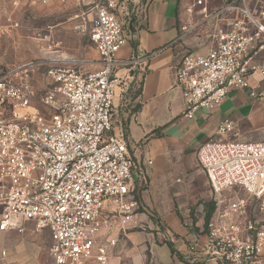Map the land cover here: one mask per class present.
Masks as SVG:
<instances>
[{"label":"built area","instance_id":"1","mask_svg":"<svg viewBox=\"0 0 264 264\" xmlns=\"http://www.w3.org/2000/svg\"><path fill=\"white\" fill-rule=\"evenodd\" d=\"M144 1L83 0L98 70L82 73L51 61L0 73V233H22L26 224L36 233L48 230L50 264H105L118 243L115 231L126 234L145 210L146 166L113 122L122 83L117 70L139 67L144 76L156 54L117 59ZM210 1L194 0L187 11L199 8L208 19ZM219 1L224 6L216 17L228 12L241 18L211 36L207 54H187L176 69L187 119L218 108L233 92L246 91L264 105V11L256 18L240 7L246 0ZM44 66L45 84L39 85L35 76ZM233 131V123L224 121L218 138L200 147L199 164L216 196L237 186L261 200L264 137L255 143L227 139ZM247 212L243 199L218 206L205 242L190 251L217 264H264V222Z\"/></svg>","mask_w":264,"mask_h":264},{"label":"crops","instance_id":"2","mask_svg":"<svg viewBox=\"0 0 264 264\" xmlns=\"http://www.w3.org/2000/svg\"><path fill=\"white\" fill-rule=\"evenodd\" d=\"M222 3L211 0L210 11ZM193 4L194 0H145L135 18L134 32L117 55L119 61H129L141 54L156 53L144 76L139 67H120L117 70L122 83L117 89L113 122L114 128L125 134L136 160L146 166L149 187L144 195V205L156 207L170 238H165L163 233L137 232L136 229L146 220L145 214L141 213L142 217L135 219L126 234L122 235L124 239L118 241L105 264H217L190 251L191 245H202L206 240L207 215L188 224L159 204L169 196V191L186 195L188 186L194 191L192 186L197 181V174L204 176L207 191L209 187L211 190L207 193L208 198L212 199L215 194L198 161L200 147L210 139L218 138L221 124L236 112L252 105H264L251 100L246 91L233 92L220 107L212 111L200 110L193 119L184 117L185 98L182 89L176 86V69L185 55L208 53L212 45L211 36L218 33L219 24L216 23L211 30L207 28L212 27L214 20L220 22L214 12H210L205 19L199 8L190 15L187 10ZM185 27L187 31L183 30ZM242 119L241 116L235 117L236 130L227 139L240 140L237 127ZM263 137L264 129L259 140ZM157 186L163 199L158 203L153 200L151 191ZM210 205L212 208L215 202ZM147 225L151 232L155 230L152 221H148ZM0 244L5 249L0 257L7 264L51 262L50 232L36 233L32 224H26L22 233H0ZM86 264L98 263L89 261Z\"/></svg>","mask_w":264,"mask_h":264},{"label":"rangeland","instance_id":"3","mask_svg":"<svg viewBox=\"0 0 264 264\" xmlns=\"http://www.w3.org/2000/svg\"><path fill=\"white\" fill-rule=\"evenodd\" d=\"M222 5L224 6V2L214 6L210 12L216 14V9H220ZM239 5L240 7H248L256 18L264 11V0H246L245 4L240 2ZM88 17L83 0H0V73L13 67L25 66L35 62H45L49 65L51 61L59 62L58 67L75 68L82 73L98 70L100 58L91 40V23ZM240 18V16L226 12L220 15L219 23L217 22L219 20H214L212 27L207 29L211 30L217 23L219 24V31H228L234 19ZM261 22L264 25V18ZM47 69L46 66L40 68L35 76L39 85L45 84L44 74ZM252 106L236 112L229 119V121L234 122L235 117L241 116L243 118L237 127L238 133H240V140H236L238 142L255 143L261 141L259 138L264 129V106ZM235 130L236 127L234 126ZM231 140L234 139L231 138ZM197 176V181L192 186L195 192L191 191L190 186H188L187 194L180 195L172 188L173 191H169V196L163 200L157 186V188H151L153 200L158 203L162 199L163 201L159 204L160 207L165 208L184 223L191 224V222L195 223L200 218L206 217L213 210L212 208H214L211 216L213 218L219 203H221L219 206L222 208L227 206L229 202L243 199L248 203V218L264 222V198L261 200L253 198L236 186L222 192L219 196L214 195L210 199L207 193H210L211 190L209 187V191H207L204 176L199 174ZM214 202L215 205L210 208V204ZM145 206L146 208L142 213L145 214L146 220L136 231L163 233L165 238H170L167 232L168 228L161 222L156 207ZM140 217L142 215H137L136 220ZM148 221L155 224V230L152 232L147 228ZM122 235L116 230L114 238L122 242L124 239ZM4 250L0 244V254ZM1 258L0 264H7Z\"/></svg>","mask_w":264,"mask_h":264},{"label":"trees","instance_id":"4","mask_svg":"<svg viewBox=\"0 0 264 264\" xmlns=\"http://www.w3.org/2000/svg\"><path fill=\"white\" fill-rule=\"evenodd\" d=\"M212 213H213V210L210 211L209 214L207 215V218H206V219H207V220H206L207 225H208L209 220H210V218H211V216H212ZM169 246H170L171 252L174 254L175 251H174V249H173V246H172L171 244H170Z\"/></svg>","mask_w":264,"mask_h":264},{"label":"water","instance_id":"5","mask_svg":"<svg viewBox=\"0 0 264 264\" xmlns=\"http://www.w3.org/2000/svg\"><path fill=\"white\" fill-rule=\"evenodd\" d=\"M133 32H134V30H133Z\"/></svg>","mask_w":264,"mask_h":264}]
</instances>
